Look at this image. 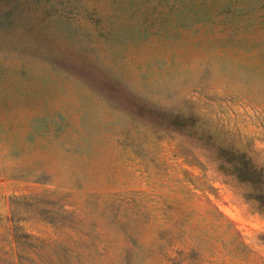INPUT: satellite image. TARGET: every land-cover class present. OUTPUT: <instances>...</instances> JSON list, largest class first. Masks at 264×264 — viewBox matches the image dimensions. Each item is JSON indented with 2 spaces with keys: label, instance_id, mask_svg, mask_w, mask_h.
<instances>
[{
  "label": "rangeland",
  "instance_id": "1",
  "mask_svg": "<svg viewBox=\"0 0 264 264\" xmlns=\"http://www.w3.org/2000/svg\"><path fill=\"white\" fill-rule=\"evenodd\" d=\"M0 264H264V0H0Z\"/></svg>",
  "mask_w": 264,
  "mask_h": 264
},
{
  "label": "trees",
  "instance_id": "2",
  "mask_svg": "<svg viewBox=\"0 0 264 264\" xmlns=\"http://www.w3.org/2000/svg\"><path fill=\"white\" fill-rule=\"evenodd\" d=\"M229 171L232 172L239 181H259L262 177L261 170L241 155H235V159H233ZM258 194L255 198H258Z\"/></svg>",
  "mask_w": 264,
  "mask_h": 264
}]
</instances>
